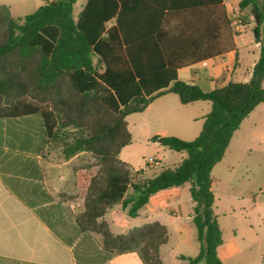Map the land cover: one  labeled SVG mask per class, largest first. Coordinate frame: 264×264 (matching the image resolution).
I'll return each instance as SVG.
<instances>
[{"label": "trees", "instance_id": "16d2710c", "mask_svg": "<svg viewBox=\"0 0 264 264\" xmlns=\"http://www.w3.org/2000/svg\"><path fill=\"white\" fill-rule=\"evenodd\" d=\"M43 0L33 14L15 17L0 5V123L38 117L41 136L66 160L81 154L93 162L78 173L83 209L66 218L75 196H17L52 233L74 247L77 264H108L136 253L143 264H164L168 229L159 222L114 233L106 220L123 205L130 217L156 193L190 183L199 254L186 264H223V233L216 213L214 167L235 132L264 103V0H241V26L251 18L260 57L248 82L230 81L205 91L178 71L236 50L237 33L223 0ZM173 93L183 105L212 103L200 134L187 141L156 137L186 157L175 168L142 178L120 159L132 142L127 117ZM33 197V198H32ZM31 198L34 199V196ZM30 198V199H31Z\"/></svg>", "mask_w": 264, "mask_h": 264}, {"label": "crops", "instance_id": "0c3cea01", "mask_svg": "<svg viewBox=\"0 0 264 264\" xmlns=\"http://www.w3.org/2000/svg\"><path fill=\"white\" fill-rule=\"evenodd\" d=\"M223 1L225 6L229 3L239 7L241 0L239 2ZM0 5L8 6L12 15L15 16L10 4L0 3ZM250 21L252 22L251 18ZM245 26H241L238 30L242 31ZM256 46L260 49V44L256 43ZM237 57H239L238 62H236ZM259 57L260 54L254 60L249 59L244 65L241 64L236 39L234 52L180 69L178 77L205 91L224 86L230 81L245 83L250 81ZM189 71L191 73L189 79H183L182 74ZM175 96L179 99L173 93L157 98L144 112L137 113L139 115L135 117L139 120L132 123V127L129 119L133 114L127 117L132 142L122 149L120 159L135 172L144 170V173L140 175L142 178H154L166 169L156 171L155 167L162 166V161L167 158L164 153H160L164 149L161 142L153 141V138L179 136L175 135L176 133H170V127L164 125L163 119L164 113L172 112L171 105L175 104V107H180ZM204 102L206 101L191 104L202 107L205 105ZM179 103H181L180 99ZM211 109L212 107L205 112L207 108H204L201 116L189 118L191 122L201 124V129L197 126L195 138L200 134L205 117ZM176 118L172 114L169 120L171 125L175 123L180 125L178 124L179 118ZM1 125L2 123H0V264H77L73 252L74 247H69L60 241L34 210L26 206L17 196H30L29 200L34 201L35 205L38 201L36 196H75L63 205L66 208V218H71L83 209V199L77 197L81 195L78 194L76 181L78 173L85 171V168L93 162L91 155L81 153L66 160L60 150H54L47 139L41 136L42 130L38 117L18 118L10 124ZM181 138L190 141V139ZM138 143L147 149L155 147L156 157L159 159L157 165H149L148 162L144 166L138 165L139 161L135 158L134 152V147ZM160 144L162 147L157 146ZM181 154L182 161L186 154ZM191 187L190 183H186L183 186L156 193L135 218L128 215L123 205H117L109 212L106 220L116 234H126L133 228L147 223L159 222L165 225L168 229V241L160 249L164 264L167 262L163 249L171 241L173 243L171 256L173 264H186L187 261H182L180 256L194 258L197 256L192 253L195 250V244L198 243L199 247L197 229L193 222ZM235 252L236 246L233 241L227 243L224 241L218 249L223 264L232 258ZM108 264L143 263L136 253H125L115 256Z\"/></svg>", "mask_w": 264, "mask_h": 264}, {"label": "rangeland", "instance_id": "374dc122", "mask_svg": "<svg viewBox=\"0 0 264 264\" xmlns=\"http://www.w3.org/2000/svg\"><path fill=\"white\" fill-rule=\"evenodd\" d=\"M86 1L78 0L75 4L73 14L75 20ZM234 1L239 2L240 0ZM0 3L10 4L15 16L24 17L35 13L41 7L43 0H0ZM249 12L248 9L241 13L240 19L244 15H249ZM254 27L255 23L250 21L242 31H239L233 24V28L238 34L236 39L240 61L243 65L249 59L252 61L260 54V49L257 48L254 38ZM238 61L239 57L236 58V62ZM190 74V71L185 72L182 74V78L187 80ZM262 85L264 87V81ZM174 98L180 107H175V104L170 106L172 112L163 114L164 125L170 127V133L179 135L175 137L192 140L197 133V126L201 129V124L200 122H191L189 118L201 116L204 113V108H207L205 112L208 111L212 107V103L206 101L202 107L192 104L182 105L176 96ZM172 114L179 118V126L177 123L171 125L169 120ZM138 115L133 114L129 119L131 127L132 123L139 120L138 117H135ZM157 142H160V138ZM157 146L162 147L163 145ZM163 147L164 149L160 153H164L167 159L162 161V166L155 167L156 171L176 167L183 157L181 153ZM154 148L152 146L147 149L140 143L136 144L134 152L135 158L139 161L138 165L144 166L150 157L157 156ZM213 175L215 178L213 186L216 197L215 207L223 239L225 243L233 241L236 246L234 256L225 264H264V103L250 114L235 132L223 160L214 167ZM197 244L192 252L193 255L199 254ZM172 250L173 243L171 241L163 249L167 264H173Z\"/></svg>", "mask_w": 264, "mask_h": 264}, {"label": "built area", "instance_id": "2783aa9c", "mask_svg": "<svg viewBox=\"0 0 264 264\" xmlns=\"http://www.w3.org/2000/svg\"><path fill=\"white\" fill-rule=\"evenodd\" d=\"M227 10H228V17L232 21V25L235 24L236 28L239 29L241 27L240 24V15H241V10L238 6H235L233 4H226ZM159 162L158 157H151L150 160L148 161L149 165H157Z\"/></svg>", "mask_w": 264, "mask_h": 264}, {"label": "water", "instance_id": "95a60500", "mask_svg": "<svg viewBox=\"0 0 264 264\" xmlns=\"http://www.w3.org/2000/svg\"><path fill=\"white\" fill-rule=\"evenodd\" d=\"M160 142H161V140H160Z\"/></svg>", "mask_w": 264, "mask_h": 264}]
</instances>
